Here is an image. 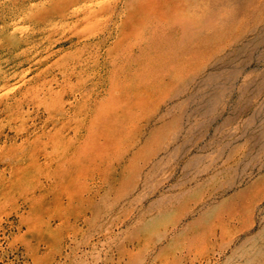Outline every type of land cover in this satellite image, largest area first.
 I'll return each instance as SVG.
<instances>
[{"label": "rangeland", "instance_id": "374dc122", "mask_svg": "<svg viewBox=\"0 0 264 264\" xmlns=\"http://www.w3.org/2000/svg\"><path fill=\"white\" fill-rule=\"evenodd\" d=\"M0 264H264V0H0Z\"/></svg>", "mask_w": 264, "mask_h": 264}]
</instances>
